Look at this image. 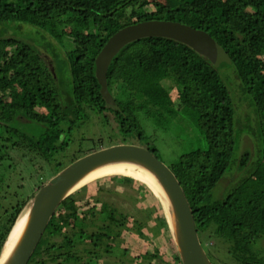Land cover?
<instances>
[{"label": "trees", "instance_id": "obj_1", "mask_svg": "<svg viewBox=\"0 0 264 264\" xmlns=\"http://www.w3.org/2000/svg\"><path fill=\"white\" fill-rule=\"evenodd\" d=\"M138 1L143 0H0V23L29 24L52 52L23 38L0 36V165L13 162L16 152L37 153L44 161L64 158L82 122L93 114L119 130L125 143L157 154L144 145L137 112L154 100L169 107L175 95L178 110L188 114L208 142L206 149L187 152L170 167L189 198L209 258L213 264H264V0H146L158 7L152 11L135 8ZM151 20L206 31L231 62L216 64L174 37H141L113 57L105 89L97 61L101 49L122 28ZM56 44L65 48V58ZM221 67L231 68L232 75L225 77ZM237 97L246 108L235 103ZM140 98L143 106L136 104ZM99 143L98 138L94 148L78 150L71 162L98 150ZM247 143L254 145L252 151L245 149ZM55 165L56 174L68 166ZM228 177V188L216 198V188ZM118 186L153 193L129 176L93 179L59 205L28 264H99L108 256L123 259L130 251L136 255L129 264H183L159 200V216L150 220L152 232L147 233L146 217L93 194ZM17 188L23 190L15 203L0 200V258L36 194L28 195L24 185ZM84 190L90 196L79 198ZM6 192L17 197L15 188ZM127 233L138 237L132 250L121 249V236ZM216 241L226 242L228 250H220Z\"/></svg>", "mask_w": 264, "mask_h": 264}, {"label": "rangeland", "instance_id": "obj_2", "mask_svg": "<svg viewBox=\"0 0 264 264\" xmlns=\"http://www.w3.org/2000/svg\"><path fill=\"white\" fill-rule=\"evenodd\" d=\"M141 6L147 11H152L155 7L158 8L153 3L146 0L138 1L135 5V8H139ZM131 18L136 19V17L133 15L131 16ZM0 36H2L3 38L5 37V39H8L10 37L23 38L33 46L36 47V45H40L39 47L47 49L50 52V50L47 48V45H45L42 37L37 34L35 28L24 22H1ZM49 38L56 43V41L48 35L47 39ZM56 45L59 56L65 58V48L59 46L58 44ZM50 53L52 55V52ZM46 55L47 57H51L47 52ZM53 64L55 65V57H53ZM54 68L56 67L54 66ZM220 71L225 77H227L226 75L231 76L233 72V70L228 67H221ZM229 76L227 78L228 82L230 81ZM125 97H127V95H125ZM243 99H245V97H243ZM175 100L176 97L175 95H173V97L171 98L172 103L169 104V107H163V105H160L157 100H154V102L150 103L151 105L149 104L150 106L146 105V107L139 109L137 112L139 122L146 133V141L149 143L148 144L147 142H145L144 145H151V147L155 148L158 156L169 166L172 163L176 162L183 154L187 152H190L194 149H206L208 147V142L200 133L197 125L188 116V114L183 112V110H178L175 104ZM237 102L240 103V107L246 108L247 104L240 97H237V101H235V103ZM136 104L139 106H143V99H136ZM92 116L93 117L91 118V120H85L84 122H82L81 129H79L75 133L71 145L64 153V158L60 157L44 161L43 158L37 153L27 152V154L25 155L23 152H16L13 154V162L6 161L4 166L0 165V200H4L5 205H10L9 202L15 203L17 199H20L19 197H21V193L23 190L22 188H17V186L19 185H24L25 192H27L28 195L37 192L43 185H45L52 177L56 175L57 170L55 164L57 162H62L65 165H70L78 150L94 148V146H96L98 138L100 141V143L98 144L99 149L111 145L125 143V138L121 135L119 130L114 129L111 125H105L101 123L99 121L100 117L98 115L93 114ZM242 121L245 123L244 117ZM22 125L28 130H32V128L28 127L26 121H23ZM244 147L245 149L251 151L254 149V145L251 143H247ZM242 149L244 150V148ZM36 157L39 164L37 162L32 163V158L36 159ZM35 164L43 170L41 174H38V170L34 167ZM115 174L122 175L121 173L104 172L99 177ZM126 176L137 179L130 175ZM230 179L231 177L226 178L222 182V184L218 188H216V198L221 194L223 195L224 191L228 188ZM145 184H147L152 189L153 193H150L151 195L148 194V192L144 189H136V187L130 189L124 186H118V188L115 187L116 190L112 192L105 191L99 193L98 190H94L93 194H96V196H99L104 201H108L111 204L120 207L126 212H133L139 217H146L145 219L147 220V222L144 230L149 233L152 232L150 220L152 219L155 221V219L157 220L159 216L156 212L157 210L155 209L158 200L163 205V207L165 206V204L163 199H161V195L156 193L149 183ZM109 187H114V185L111 184V186ZM7 188L10 190H13L15 188L17 192V197H15V199L13 198L12 194H8L6 192ZM89 196L90 194L86 190L79 194V198L82 199H86ZM31 201L32 200L27 203L25 211L28 209ZM144 204L147 205V210H144ZM164 209L167 216L168 228L172 232L167 210L165 207ZM166 226H164V229L166 228ZM136 236V234L130 235L129 233H127L125 236H121V249H124V247L128 246L132 250V247H134L132 245L137 244L138 237ZM159 239L161 240V237H157V239L155 240V244L157 246L160 243ZM112 241H115V236L113 237ZM213 243H215V241ZM216 243L218 244L220 250H228L229 245L226 242L216 241ZM260 245L264 247V242H262V244L260 243ZM176 247L178 250L177 244ZM119 251L121 250L119 249ZM120 254L116 256H120ZM135 255L136 253H131L130 251L124 256L123 259L119 257L108 256L100 260L99 264H120V262L122 261L124 264H129L132 260H134Z\"/></svg>", "mask_w": 264, "mask_h": 264}, {"label": "water", "instance_id": "obj_3", "mask_svg": "<svg viewBox=\"0 0 264 264\" xmlns=\"http://www.w3.org/2000/svg\"><path fill=\"white\" fill-rule=\"evenodd\" d=\"M156 35L187 42L206 53L216 64L221 61L231 62L225 49L206 31L176 21L137 22L114 34L98 55L99 77L105 89L107 71L117 52L135 39ZM125 162L148 169L162 187L168 204L172 207L173 222L169 220V223L183 264H213L198 236L189 198L175 172L152 150L132 143L92 151L75 160L43 185L28 207L27 223L19 241L3 264H28L59 205L86 183L80 186L78 184L91 173L100 172L103 167Z\"/></svg>", "mask_w": 264, "mask_h": 264}, {"label": "bare ground", "instance_id": "obj_4", "mask_svg": "<svg viewBox=\"0 0 264 264\" xmlns=\"http://www.w3.org/2000/svg\"><path fill=\"white\" fill-rule=\"evenodd\" d=\"M104 172L121 173L122 175L125 174L124 176L130 175V176H133V177H135L141 181H144L145 183H149L152 186V188L154 189V191L161 195V197H162L161 199H163L164 204H165L164 207L166 208L167 213H168V218H169L171 223L173 222V213H172V209H171L172 207L170 206V204H168V199H166V196H165V193H164L162 187L156 181L153 173H151L148 169H146L143 166H136L133 163H126V162L125 163L112 164L110 166L103 167L101 169V171L98 173H91L86 178H84L78 184V186L92 181L93 179L96 178V176H99ZM27 219H28V209L20 217L18 223L16 224L15 228L13 229V231L11 233L9 240L7 241V245L4 249L2 257H1V261H0L1 264H3L7 260L8 256L10 255L13 248L15 247L17 241H19L18 239L20 238V236L24 230V227L27 223Z\"/></svg>", "mask_w": 264, "mask_h": 264}]
</instances>
